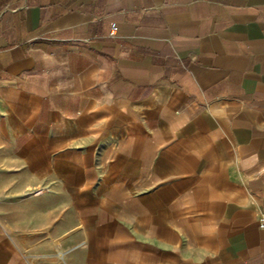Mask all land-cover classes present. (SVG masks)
Here are the masks:
<instances>
[{
    "label": "crops",
    "instance_id": "crops-1",
    "mask_svg": "<svg viewBox=\"0 0 264 264\" xmlns=\"http://www.w3.org/2000/svg\"><path fill=\"white\" fill-rule=\"evenodd\" d=\"M262 216L264 0H0V264H264Z\"/></svg>",
    "mask_w": 264,
    "mask_h": 264
},
{
    "label": "built area",
    "instance_id": "built-area-1",
    "mask_svg": "<svg viewBox=\"0 0 264 264\" xmlns=\"http://www.w3.org/2000/svg\"><path fill=\"white\" fill-rule=\"evenodd\" d=\"M117 30H118L117 26L112 25L110 37L114 38L117 34ZM259 229L264 231V216H262L261 219L259 220Z\"/></svg>",
    "mask_w": 264,
    "mask_h": 264
},
{
    "label": "rangeland",
    "instance_id": "rangeland-1",
    "mask_svg": "<svg viewBox=\"0 0 264 264\" xmlns=\"http://www.w3.org/2000/svg\"><path fill=\"white\" fill-rule=\"evenodd\" d=\"M0 232L4 235V231L0 228Z\"/></svg>",
    "mask_w": 264,
    "mask_h": 264
}]
</instances>
